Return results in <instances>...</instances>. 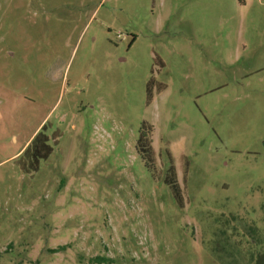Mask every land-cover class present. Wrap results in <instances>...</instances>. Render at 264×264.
Listing matches in <instances>:
<instances>
[{"label":"rangeland","instance_id":"374dc122","mask_svg":"<svg viewBox=\"0 0 264 264\" xmlns=\"http://www.w3.org/2000/svg\"><path fill=\"white\" fill-rule=\"evenodd\" d=\"M0 264H264V0H0Z\"/></svg>","mask_w":264,"mask_h":264},{"label":"trees","instance_id":"16d2710c","mask_svg":"<svg viewBox=\"0 0 264 264\" xmlns=\"http://www.w3.org/2000/svg\"><path fill=\"white\" fill-rule=\"evenodd\" d=\"M97 259L99 260V262H101V260H103V261H104V260H105V261H106V260H109L108 258H104V257H98Z\"/></svg>","mask_w":264,"mask_h":264}]
</instances>
